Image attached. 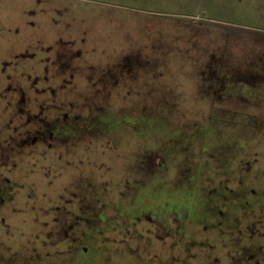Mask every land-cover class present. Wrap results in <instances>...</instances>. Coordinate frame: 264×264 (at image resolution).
Here are the masks:
<instances>
[{
  "label": "rangeland",
  "instance_id": "obj_1",
  "mask_svg": "<svg viewBox=\"0 0 264 264\" xmlns=\"http://www.w3.org/2000/svg\"><path fill=\"white\" fill-rule=\"evenodd\" d=\"M0 264H264V0H0Z\"/></svg>",
  "mask_w": 264,
  "mask_h": 264
},
{
  "label": "crops",
  "instance_id": "obj_2",
  "mask_svg": "<svg viewBox=\"0 0 264 264\" xmlns=\"http://www.w3.org/2000/svg\"><path fill=\"white\" fill-rule=\"evenodd\" d=\"M177 15L181 16L183 18L182 20L189 21V18H187L186 15L182 14V12L180 14L177 13Z\"/></svg>",
  "mask_w": 264,
  "mask_h": 264
}]
</instances>
